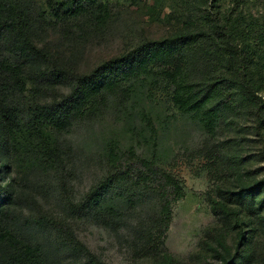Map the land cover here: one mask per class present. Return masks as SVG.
I'll return each instance as SVG.
<instances>
[{
	"label": "rangeland",
	"instance_id": "1",
	"mask_svg": "<svg viewBox=\"0 0 264 264\" xmlns=\"http://www.w3.org/2000/svg\"><path fill=\"white\" fill-rule=\"evenodd\" d=\"M14 1L29 11L32 39L44 52L23 73L29 81L37 70L53 66L89 73L146 40L192 27L190 23L202 20L207 9L224 16L235 4L199 0L196 8L202 4V11L189 22L191 0H98L107 3L105 19L83 22L58 16L53 8L63 2L71 6L73 0ZM242 2L240 9L252 25L264 28V0ZM66 82L56 87L58 92H69ZM33 85L29 82L31 89ZM171 88L165 81L144 79L129 97H109L105 109L93 118L65 131H51L54 148L58 147L51 163L41 155L39 137L18 131L5 134L0 128V264L8 229L16 225V234L48 243L55 238L49 225L53 218L65 221L106 264H264V184H257L264 180V138L257 131L253 109L226 114L214 131H208L195 116L178 109ZM111 144L120 153L134 148L179 179L184 195L172 202L163 244L154 237L152 246L143 249L138 241L139 224L150 226L160 212L156 184L136 188L122 183L113 194L128 189L137 202L131 206L114 198L123 218L109 225L73 216L67 209L108 175ZM212 199L228 212H214ZM61 255L60 264H78L68 253Z\"/></svg>",
	"mask_w": 264,
	"mask_h": 264
},
{
	"label": "trees",
	"instance_id": "2",
	"mask_svg": "<svg viewBox=\"0 0 264 264\" xmlns=\"http://www.w3.org/2000/svg\"><path fill=\"white\" fill-rule=\"evenodd\" d=\"M242 1L249 0H235L224 16L207 9L201 13L202 20L190 23L192 27L178 29L163 39L146 40L89 73L78 74L53 66L52 70H37L34 80L29 81L23 73L38 63L37 55L43 52L32 39V17L16 1L0 0L1 131L39 137L43 159L54 162L58 147L54 148L51 131H65L77 121L93 118L105 109L109 97H129L139 81L152 78L155 82H167L178 109L195 116L208 131H214L226 114L251 107L257 131L264 138V28L259 30L255 22L252 25L240 9ZM198 2L191 0L187 9L192 20L188 17L187 21L194 22V16L202 11V4L196 8ZM53 8L58 16L83 22L103 21L108 11L107 3L98 0H73L71 6L63 2ZM29 82L34 84L33 89ZM65 82L69 92H58L56 87ZM48 94L49 97H40ZM108 158V175L84 199L71 201L67 209L73 216L109 225V221L123 218L114 198L135 204L136 194H130L128 189L120 195L113 194L122 183L131 182L136 188L156 184L160 212L151 219L150 226L139 224L138 241L143 249L152 246L154 237L163 244L172 219V202L184 195L179 179L134 148L120 153L111 144ZM257 184L262 186L264 180ZM254 189L253 186L250 190ZM212 209L216 213L228 212L215 199ZM49 225L55 238L48 243L25 239L16 234L19 229L13 225L8 229L7 249L1 263L60 264L64 258L61 254L68 253L78 264H106L72 234L65 221L53 218Z\"/></svg>",
	"mask_w": 264,
	"mask_h": 264
}]
</instances>
